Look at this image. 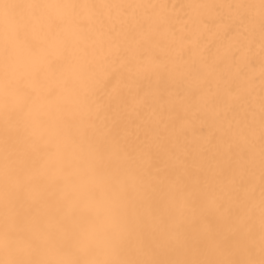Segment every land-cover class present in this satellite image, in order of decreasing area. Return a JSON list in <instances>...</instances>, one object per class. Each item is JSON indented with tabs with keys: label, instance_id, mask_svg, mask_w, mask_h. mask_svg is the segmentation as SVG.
<instances>
[{
	"label": "snow or ice",
	"instance_id": "6c2138e0",
	"mask_svg": "<svg viewBox=\"0 0 264 264\" xmlns=\"http://www.w3.org/2000/svg\"><path fill=\"white\" fill-rule=\"evenodd\" d=\"M0 264H264V0H0Z\"/></svg>",
	"mask_w": 264,
	"mask_h": 264
},
{
	"label": "bare ground",
	"instance_id": "6f19581e",
	"mask_svg": "<svg viewBox=\"0 0 264 264\" xmlns=\"http://www.w3.org/2000/svg\"><path fill=\"white\" fill-rule=\"evenodd\" d=\"M172 2H176V0H172Z\"/></svg>",
	"mask_w": 264,
	"mask_h": 264
}]
</instances>
